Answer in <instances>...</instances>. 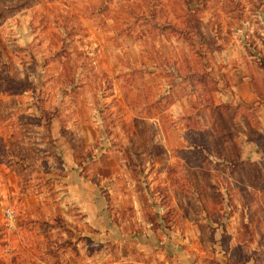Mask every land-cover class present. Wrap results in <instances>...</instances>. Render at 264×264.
I'll list each match as a JSON object with an SVG mask.
<instances>
[{"label": "rangeland", "instance_id": "obj_1", "mask_svg": "<svg viewBox=\"0 0 264 264\" xmlns=\"http://www.w3.org/2000/svg\"><path fill=\"white\" fill-rule=\"evenodd\" d=\"M229 100L256 143L231 170L207 118ZM217 232L264 264V0H0V264L154 263Z\"/></svg>", "mask_w": 264, "mask_h": 264}, {"label": "crops", "instance_id": "obj_2", "mask_svg": "<svg viewBox=\"0 0 264 264\" xmlns=\"http://www.w3.org/2000/svg\"><path fill=\"white\" fill-rule=\"evenodd\" d=\"M241 72V71H239ZM246 83V82H245ZM173 92V90H172ZM238 93H240L238 91ZM241 94V93H240ZM250 95V97L252 98L253 95V91H251L248 96ZM249 97V98H250ZM187 97L185 95L183 96H179V97H175L174 98V102L178 101L181 103V101H185L187 102ZM230 102H222V103H216L213 106H208V110L212 111L211 115H208V119L209 121H211V125H216L218 128H216V130H214L215 135L217 137V141L216 143L218 144V141H220V143L223 144V146H225L226 148H228V150H231V153L228 154H217L216 150L215 152L212 151V144L209 141H206L204 139L205 145L208 147V150L212 151L213 154H211V156H214L215 160L218 161V163H222V165H226L228 169L231 170V165H234V163H237L238 160L241 158L240 154L242 152H244L243 149V144L245 143L248 148V146L250 144H254L255 140H253L252 138H249L248 135H246V131L247 133H249L250 129H249V120L246 119V121H244V117H242L241 112H246L249 110H253V106L251 105L250 101H245L244 103H238L236 101H232L229 100ZM177 106V105H176ZM186 106V105H184ZM181 118H185L184 113L181 115ZM260 118V117H259ZM226 124V125H225ZM262 124H263V120H262ZM187 125V124H186ZM185 125V126H186ZM230 125V128H229ZM235 125L239 126L241 128L242 131L244 132H238L236 133V127ZM239 134V136H237ZM242 144V145H240ZM242 146V147H240ZM235 147V148H234ZM240 147V149H239ZM261 145H257V150L258 152L260 151ZM188 155L184 156V157H180L181 160H183V167L186 173L189 172V168L191 167L189 162L190 159L189 157H187ZM213 158V159H214ZM242 160H244V158H242ZM240 161V160H239ZM209 165H211L209 163ZM230 165V166H228ZM203 170H209L210 174H211V170H213V174L217 173H225L222 169H217V168H211L209 169V167H203ZM212 176V175H211ZM85 187L87 188V195H88V200L90 201V195H89V185H85ZM84 187V188H85ZM94 188V187H92ZM71 193H72V197L69 200H72V202L75 204V206H78L79 200L77 195V192L79 190V186L78 187H71ZM71 196V195H70ZM91 199H93V197H91ZM75 201V202H74ZM213 223H215L214 221H211ZM221 234V232H220ZM220 234L217 232L214 235L211 234V241L212 239H215V241L219 242L222 241ZM181 235V238L184 241V244H189V240L191 239H203L202 234H197L196 235H191L187 232H180V231H172L171 236H173L172 240H175L178 238V236ZM149 235H145L140 237L138 240H143L145 239V237H147ZM153 236L155 238V240L157 241L158 239L156 238L155 235H150V237ZM238 237L237 235H234L233 240H236ZM147 239V238H146ZM218 242L216 244H214L213 242L211 243V247L210 248H203V247H183L180 250L176 249L173 246L169 247L167 246V248H159L157 246H155L156 250L153 249L154 251V263L150 262V261H146V260H139L137 263L138 264H208L207 263V259H204L203 257H207V258H214L215 259V264H229L227 262V259L225 257V255H227L228 257L230 256V252L229 250H224L222 248H220L219 252L218 250L213 249V246H217ZM139 246L141 247V250L143 252H149V249L147 248V245L145 243L142 242V244L140 243ZM152 251V250H151ZM232 251V250H231ZM234 252V251H232ZM233 254V253H232ZM191 257H193L195 260L192 261ZM191 262V263H190ZM249 264H251L249 262Z\"/></svg>", "mask_w": 264, "mask_h": 264}, {"label": "built area", "instance_id": "obj_3", "mask_svg": "<svg viewBox=\"0 0 264 264\" xmlns=\"http://www.w3.org/2000/svg\"><path fill=\"white\" fill-rule=\"evenodd\" d=\"M6 217H7L8 224H9L10 228L14 229L15 228V221H16V216H15L14 211L12 209H7Z\"/></svg>", "mask_w": 264, "mask_h": 264}]
</instances>
